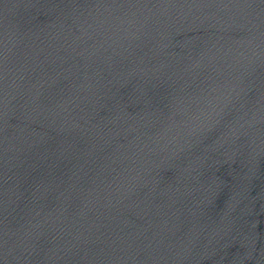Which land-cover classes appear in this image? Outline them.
<instances>
[{
  "label": "water",
  "instance_id": "water-1",
  "mask_svg": "<svg viewBox=\"0 0 264 264\" xmlns=\"http://www.w3.org/2000/svg\"><path fill=\"white\" fill-rule=\"evenodd\" d=\"M0 264H243L88 0H0Z\"/></svg>",
  "mask_w": 264,
  "mask_h": 264
}]
</instances>
